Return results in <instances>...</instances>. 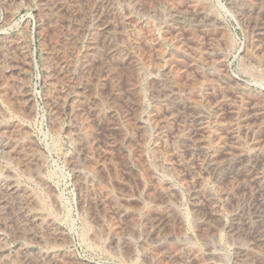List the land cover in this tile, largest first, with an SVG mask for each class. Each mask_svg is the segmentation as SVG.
<instances>
[{
    "label": "rangeland",
    "instance_id": "rangeland-1",
    "mask_svg": "<svg viewBox=\"0 0 264 264\" xmlns=\"http://www.w3.org/2000/svg\"><path fill=\"white\" fill-rule=\"evenodd\" d=\"M0 124L18 264L264 263V0H0Z\"/></svg>",
    "mask_w": 264,
    "mask_h": 264
},
{
    "label": "bare ground",
    "instance_id": "bare-ground-1",
    "mask_svg": "<svg viewBox=\"0 0 264 264\" xmlns=\"http://www.w3.org/2000/svg\"><path fill=\"white\" fill-rule=\"evenodd\" d=\"M234 5V4H233ZM243 13V12H242ZM249 15V14H248ZM198 18V17H197ZM208 21V20H207ZM259 32V31H258ZM250 60V59H249ZM17 129V128H16ZM0 130H1V124H0ZM2 130H3V128H2ZM2 137V136H1ZM14 138V137H13ZM12 138V139H13ZM4 141H7V140H5L4 139ZM1 142V141H0ZM11 143V142H10ZM6 144V143H5ZM5 144H0V148H2V150H4V151H6V149H7V145L5 146ZM14 145V144H13ZM12 149H14V147L12 148ZM16 150V149H15ZM9 151V150H8ZM3 152V151H2ZM13 152H14V150H13ZM235 152V151H234ZM233 152V153H234ZM13 154V153H12ZM256 154V153H255ZM8 155V154H7ZM25 157V156H24ZM244 157V156H243ZM239 158H242V155H240L239 156ZM247 160V159H246ZM231 161V160H230ZM238 162V161H237ZM243 162V161H242ZM262 162V161H261ZM260 162V163H261ZM228 163V162H227ZM234 164V163H233ZM258 166V165H257ZM36 173V172H35ZM40 173V172H39ZM39 173H38V175H39ZM29 176H31V175H29ZM33 176V175H32ZM37 176V175H36ZM0 177H2V176H0ZM13 181V180H12ZM39 181V180H38ZM258 182H259V180H258ZM10 183V182H9ZM13 183V182H12ZM17 185V184H16ZM21 190H22V188H21ZM19 191V189L15 186V185H13V184H10V185H8V183H7V181L4 179V178H0V212L2 213V214H4L6 211H7V209H6V207H9L10 205H12V204H10L9 206H6V198H7V196H9V194L11 195V194H13V193H16V192H18ZM24 191V190H23ZM22 192V191H21ZM29 192V191H28ZM263 194V193H262ZM23 195V194H22ZM24 196V195H23ZM11 197H12V195H11ZM14 197H16V196H14ZM24 198V197H23ZM19 199V198H18ZM35 199L36 198H34L31 194H29V193H26V195H25V202H34L35 201ZM13 200V199H12ZM24 200V199H23ZM18 201V200H17ZM38 201V200H37ZM36 201V202H37ZM14 202H16L15 200H14ZM19 202H20V200H19ZM23 202V201H22ZM10 203V202H9ZM12 203V202H11ZM33 204H35V203H33ZM29 205V204H28ZM19 206V205H18ZM32 206V205H31ZM33 206H35V205H33ZM21 207H23V204H22V206L20 205V208H19V211H18V213L20 214V216H25V218H26V222H29L30 224H33V225H36V223H40V222H38L39 220H41L38 216L36 217V216H32V215H25L26 214V212H24V207L23 208H21ZM10 208V207H9ZM12 208H14V207H11V209ZM38 208V207H37ZM10 209V210H11ZM16 210V209H15ZM26 211V210H25ZM12 212V211H11ZM16 212V211H15ZM29 212V211H28ZM13 213V212H12ZM13 215H15V214H13ZM11 216V215H10ZM16 216V215H15ZM45 216V215H44ZM7 217V216H6ZM5 217V218H6ZM9 217V216H8ZM12 218H13V216H12ZM24 218V219H25ZM20 219V218H19ZM4 222L6 221V219L5 220H3ZM2 221V218H1V222H3ZM8 222H9V220H8ZM25 222V221H24ZM43 222V221H42ZM49 222V221H48ZM6 223V222H5ZM28 223V225H30ZM50 223V222H49ZM49 223H47V224H49ZM11 225V224H10ZM41 225H43V224H41ZM6 226V225H5ZM9 226V225H8ZM37 226V225H36ZM2 227V226H1ZM29 226H27V228H28ZM22 229L24 228V226L23 227H21ZM21 228H19V229H21ZM38 228V227H37ZM4 229V228H3ZM2 229V230H3ZM35 229V228H34ZM24 230V229H23ZM32 230H33V228H32ZM36 231V230H35ZM43 231V230H42ZM46 231V230H45ZM44 231V232H45ZM25 232H27V230L25 231ZM47 232V231H46ZM37 233V232H36ZM38 233H39V229H38ZM38 233H37V236H38ZM51 233H53V232H51ZM41 234H43V233H41ZM21 235H23V234H21ZM49 235V234H48ZM39 237H41V236H39ZM53 238V237H52ZM38 239V238H37ZM48 239V238H47ZM34 240V239H33ZM37 242H39V241H37ZM4 244H2L1 243V238H0V261H1V263L3 262L4 264H13V262L14 261H16V263H17V260H16V258H20V260H22V258L21 257H23V258H25L24 257V255L25 254H23L24 252H22V251H20V250H18V251H16L15 253H13V252H11L12 254H14V255H11L8 251H7V249L3 246ZM16 248V247H15ZM22 249V248H21ZM24 249V248H23ZM22 249V250H23ZM26 252V251H25ZM27 253V252H26ZM29 253V252H28ZM35 255V254H34ZM34 255L32 254L30 257H31V259H32V256L34 257ZM28 256V255H27ZM37 256V255H36ZM35 256V257H36ZM263 256V255H262ZM258 257V256H257ZM38 258V257H37ZM41 258V257H40ZM26 259V258H25ZM39 259V258H38ZM37 259V260H38ZM259 259V258H258ZM46 260V259H45ZM260 260H261V258H260ZM25 261V260H24ZM32 261H34V260H32ZM23 262V261H22ZM21 262V263H22ZM39 262V261H38ZM2 263V264H3ZM18 263H19V261H18ZM17 263V264H18ZM35 263V262H34ZM14 264H15V262H14ZM36 264H39V263H36ZM54 264V263H53ZM264 264V263H263Z\"/></svg>",
    "mask_w": 264,
    "mask_h": 264
}]
</instances>
